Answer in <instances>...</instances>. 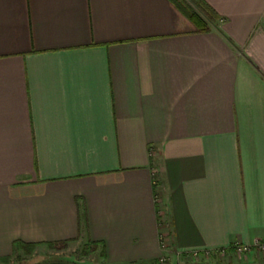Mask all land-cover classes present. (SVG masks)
I'll return each instance as SVG.
<instances>
[{
	"label": "crops",
	"instance_id": "0c3cea01",
	"mask_svg": "<svg viewBox=\"0 0 264 264\" xmlns=\"http://www.w3.org/2000/svg\"><path fill=\"white\" fill-rule=\"evenodd\" d=\"M206 1L0 0V264H264L185 253L264 240V0Z\"/></svg>",
	"mask_w": 264,
	"mask_h": 264
},
{
	"label": "trees",
	"instance_id": "16d2710c",
	"mask_svg": "<svg viewBox=\"0 0 264 264\" xmlns=\"http://www.w3.org/2000/svg\"><path fill=\"white\" fill-rule=\"evenodd\" d=\"M174 5L183 12L188 19H190L196 27V31L200 33L210 32L222 18L214 7L208 3L206 0H191V4L188 0H171ZM67 242L63 243H53L50 244L51 247L65 246ZM99 243L89 241L83 247L84 253L93 252L97 249ZM15 251L18 248L23 247V251L30 252L33 250L34 245H27L25 243H15ZM9 258L0 259L7 261Z\"/></svg>",
	"mask_w": 264,
	"mask_h": 264
},
{
	"label": "built area",
	"instance_id": "2783aa9c",
	"mask_svg": "<svg viewBox=\"0 0 264 264\" xmlns=\"http://www.w3.org/2000/svg\"><path fill=\"white\" fill-rule=\"evenodd\" d=\"M162 239L167 243L166 235H162ZM165 246V244H163ZM257 249L264 252V240L254 241L253 243L235 242L230 246L221 247L217 249H193L185 253L191 254L192 257L199 259L204 257L207 260H218L220 258L226 257L230 251H233L236 255L244 256L250 253L252 250ZM182 252V251H181ZM161 264H166L167 259L165 257L161 258L159 261Z\"/></svg>",
	"mask_w": 264,
	"mask_h": 264
},
{
	"label": "rangeland",
	"instance_id": "374dc122",
	"mask_svg": "<svg viewBox=\"0 0 264 264\" xmlns=\"http://www.w3.org/2000/svg\"><path fill=\"white\" fill-rule=\"evenodd\" d=\"M191 4L192 1L188 0ZM38 250L41 251V248H39ZM37 250V252H38ZM193 249H189V250H185V252L187 251H191ZM47 252H49L48 254H40L38 255L35 251V249L33 248V250H31L30 252H25L23 251L24 254H22L19 258H22V260H24V264H32V263H48V262H55L58 261L62 258L65 259V257H67L68 255H70L71 253H74L75 257L80 258V256L82 255L83 252V246L80 244H76V243H71V244H67L65 246H56V247H48V250H45ZM24 255V257H23ZM67 259V258H66ZM18 260V259H16ZM20 260V259H19ZM9 264H13L12 262H10Z\"/></svg>",
	"mask_w": 264,
	"mask_h": 264
}]
</instances>
